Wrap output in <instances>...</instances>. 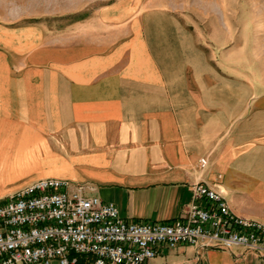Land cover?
Returning a JSON list of instances; mask_svg holds the SVG:
<instances>
[{"label": "crops", "instance_id": "1", "mask_svg": "<svg viewBox=\"0 0 264 264\" xmlns=\"http://www.w3.org/2000/svg\"><path fill=\"white\" fill-rule=\"evenodd\" d=\"M131 1L0 23V200L55 178L116 205L127 222L161 223L204 184L264 224V91L210 72L190 77L193 36L171 11ZM149 264L264 257L180 246Z\"/></svg>", "mask_w": 264, "mask_h": 264}, {"label": "built area", "instance_id": "2", "mask_svg": "<svg viewBox=\"0 0 264 264\" xmlns=\"http://www.w3.org/2000/svg\"><path fill=\"white\" fill-rule=\"evenodd\" d=\"M192 195L173 221L127 222L116 205L85 196L83 187L39 180L0 200V264H149L180 246L264 257L263 223L234 214L223 193L207 185H193Z\"/></svg>", "mask_w": 264, "mask_h": 264}, {"label": "rangeland", "instance_id": "3", "mask_svg": "<svg viewBox=\"0 0 264 264\" xmlns=\"http://www.w3.org/2000/svg\"><path fill=\"white\" fill-rule=\"evenodd\" d=\"M90 1L0 0V23L26 26L43 14L74 9ZM130 4L138 10L171 11L193 36L194 50L188 51L194 61L190 77L220 74L222 81L239 80L263 93L264 0H132Z\"/></svg>", "mask_w": 264, "mask_h": 264}, {"label": "trees", "instance_id": "4", "mask_svg": "<svg viewBox=\"0 0 264 264\" xmlns=\"http://www.w3.org/2000/svg\"><path fill=\"white\" fill-rule=\"evenodd\" d=\"M78 264H86L85 263V259L84 258H80L79 261H78Z\"/></svg>", "mask_w": 264, "mask_h": 264}]
</instances>
